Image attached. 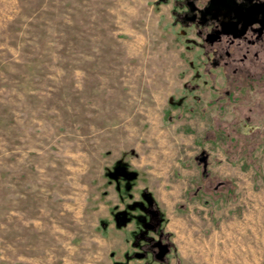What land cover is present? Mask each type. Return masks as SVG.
I'll list each match as a JSON object with an SVG mask.
<instances>
[{
    "label": "rangeland",
    "instance_id": "rangeland-1",
    "mask_svg": "<svg viewBox=\"0 0 264 264\" xmlns=\"http://www.w3.org/2000/svg\"><path fill=\"white\" fill-rule=\"evenodd\" d=\"M177 8L0 0V264H264V69Z\"/></svg>",
    "mask_w": 264,
    "mask_h": 264
},
{
    "label": "flooded vegetation",
    "instance_id": "flooded-vegetation-1",
    "mask_svg": "<svg viewBox=\"0 0 264 264\" xmlns=\"http://www.w3.org/2000/svg\"><path fill=\"white\" fill-rule=\"evenodd\" d=\"M177 6L178 16L203 39L215 65L233 74L264 69V0H177ZM154 246L161 257L168 250L160 240Z\"/></svg>",
    "mask_w": 264,
    "mask_h": 264
}]
</instances>
